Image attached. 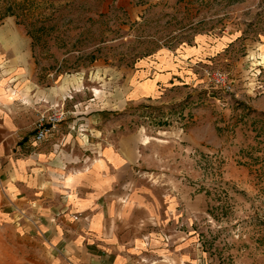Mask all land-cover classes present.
Masks as SVG:
<instances>
[{"label":"rangeland","instance_id":"rangeland-1","mask_svg":"<svg viewBox=\"0 0 264 264\" xmlns=\"http://www.w3.org/2000/svg\"><path fill=\"white\" fill-rule=\"evenodd\" d=\"M31 6L0 20V54L31 66L38 121L62 111L87 141L125 140L171 203L167 245L136 264H264V0ZM0 264L75 263L0 225Z\"/></svg>","mask_w":264,"mask_h":264},{"label":"crops","instance_id":"crops-1","mask_svg":"<svg viewBox=\"0 0 264 264\" xmlns=\"http://www.w3.org/2000/svg\"><path fill=\"white\" fill-rule=\"evenodd\" d=\"M7 41L18 52L22 40ZM31 50L21 49L19 62ZM1 56L0 225L75 264H136L164 248L171 203L139 173L135 148L104 145L103 133L87 141L62 125L36 144L43 93L29 64L19 74L17 62Z\"/></svg>","mask_w":264,"mask_h":264},{"label":"built area","instance_id":"built-area-1","mask_svg":"<svg viewBox=\"0 0 264 264\" xmlns=\"http://www.w3.org/2000/svg\"><path fill=\"white\" fill-rule=\"evenodd\" d=\"M218 82H224L223 77L217 79ZM65 120V114L62 111H56L51 117L42 116L36 124V132L34 142L42 144L51 139L54 135L56 128Z\"/></svg>","mask_w":264,"mask_h":264},{"label":"trees","instance_id":"trees-1","mask_svg":"<svg viewBox=\"0 0 264 264\" xmlns=\"http://www.w3.org/2000/svg\"><path fill=\"white\" fill-rule=\"evenodd\" d=\"M35 4V0H0V20L8 16L22 17V20H26L27 11L29 12ZM39 20V19H38ZM34 21V25L38 22Z\"/></svg>","mask_w":264,"mask_h":264}]
</instances>
